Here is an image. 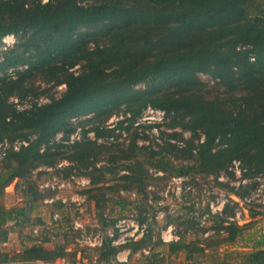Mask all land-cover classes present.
<instances>
[{"label": "trees", "instance_id": "1", "mask_svg": "<svg viewBox=\"0 0 264 264\" xmlns=\"http://www.w3.org/2000/svg\"><path fill=\"white\" fill-rule=\"evenodd\" d=\"M11 33L19 37L22 49L4 51L0 71L26 67L17 69L16 79L0 75V141L18 129L37 137L9 151L5 170H0L1 193L36 162H55L56 154L41 147L59 131L73 130L69 118L90 113L108 117L122 105L131 121L153 106L174 113L194 133L204 130L198 154L201 164L212 170L221 171L239 158L264 174V0H0V43ZM76 64L81 67L71 70ZM36 69L50 72L66 89L49 103L18 109L9 99L15 88L29 91L22 86L24 78ZM200 73L224 84L240 80L245 92L228 108L221 98L209 99L201 92ZM142 82L147 88H136ZM164 87L173 89L159 92ZM95 129L102 135L100 127ZM153 156L161 170L189 172L166 155ZM23 192L27 204L1 207L0 221L8 217L12 226L21 227L29 221L42 191L27 180ZM232 227L234 239L241 229L237 223ZM184 246L182 240L170 243L172 252ZM112 252L116 248L101 258L108 260ZM2 255L7 260L8 252ZM59 257L64 252L33 244L13 259L44 264ZM244 264H264V249L248 254Z\"/></svg>", "mask_w": 264, "mask_h": 264}, {"label": "rangeland", "instance_id": "2", "mask_svg": "<svg viewBox=\"0 0 264 264\" xmlns=\"http://www.w3.org/2000/svg\"><path fill=\"white\" fill-rule=\"evenodd\" d=\"M93 38L102 39L99 35ZM19 41L13 33L2 40L0 57L4 51H21ZM95 44L91 41L89 47L94 49ZM80 65L70 69L77 71ZM25 67L11 66L0 75L16 79L17 69ZM199 76L204 83L201 92L209 99L221 98L228 108L245 92L240 80L230 85L207 73ZM22 86L29 91L21 93L15 88L9 99L18 109L49 103L66 89L50 72L37 69L24 78ZM136 88H147V83ZM167 89L173 87L159 92ZM148 108L134 121L128 119L131 113L126 105L108 117L106 113L73 116L68 120L73 127L69 134L61 130L42 145V152L49 149L56 154L55 162H36L24 177L6 185L0 192V208L25 206L27 180L40 189L54 175L67 182L60 195L68 202L46 203L55 192L44 188L24 226H12L13 219L1 217L0 229L13 234L0 247V264H23L13 256L33 244L64 252V257L44 264H244L248 254L264 249V174L239 158L221 171L202 165L198 152L205 140L204 130L194 133L184 128L174 113L145 120ZM96 127L102 129V135ZM36 137L27 129L10 130L0 141V170H5L9 151L19 150ZM154 152L189 172L179 175L175 169H159ZM56 210L61 212L59 220L54 219ZM144 216L147 219L141 222ZM76 220L82 223L80 227H75ZM233 223L241 230L231 239ZM178 240L185 246L172 252L170 243ZM112 248L116 252L108 260L102 259L101 254ZM7 252L4 261L2 254Z\"/></svg>", "mask_w": 264, "mask_h": 264}, {"label": "built area", "instance_id": "3", "mask_svg": "<svg viewBox=\"0 0 264 264\" xmlns=\"http://www.w3.org/2000/svg\"><path fill=\"white\" fill-rule=\"evenodd\" d=\"M10 36V34L6 35L3 37V40L6 41V37ZM147 113L143 118L146 120H149L151 118H157V119H163L166 116V110L165 109H154L151 106H149ZM157 116V117H156ZM16 149H19L16 146ZM234 163L236 164V166H240V161L235 160ZM67 182L65 180H61L60 177H58L57 175H54L52 179H50L49 181H47L46 183H41L40 184V190L43 191L44 188H48L52 191L55 192V195L50 197V198H46L45 202L46 203H56V201H60L62 202L63 205H66L68 202V198L61 196L60 195V190L64 189L67 186ZM61 217V212L56 210L54 212V219L55 220H59ZM75 227H80V225L82 223H80V221L76 220L75 221Z\"/></svg>", "mask_w": 264, "mask_h": 264}, {"label": "crops", "instance_id": "4", "mask_svg": "<svg viewBox=\"0 0 264 264\" xmlns=\"http://www.w3.org/2000/svg\"><path fill=\"white\" fill-rule=\"evenodd\" d=\"M7 204V203H6ZM21 205V204H20ZM7 206H8V204H7ZM4 230V229H3ZM3 230H2V233H3ZM9 233H11V234H13V232L12 231H10ZM8 233V234H9ZM4 234V233H3ZM4 238V237H3ZM7 238V237H6ZM6 238H4V240L3 239H0V247L1 246H3L4 244H7L8 243V241L6 240Z\"/></svg>", "mask_w": 264, "mask_h": 264}, {"label": "water", "instance_id": "5", "mask_svg": "<svg viewBox=\"0 0 264 264\" xmlns=\"http://www.w3.org/2000/svg\"><path fill=\"white\" fill-rule=\"evenodd\" d=\"M8 232V229H4L3 230V233L5 234V233H7Z\"/></svg>", "mask_w": 264, "mask_h": 264}]
</instances>
